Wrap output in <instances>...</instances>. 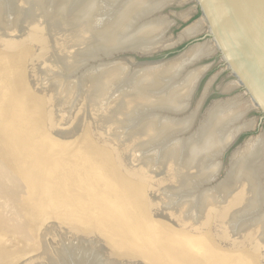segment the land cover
Instances as JSON below:
<instances>
[{
	"label": "bare ground",
	"instance_id": "1",
	"mask_svg": "<svg viewBox=\"0 0 264 264\" xmlns=\"http://www.w3.org/2000/svg\"><path fill=\"white\" fill-rule=\"evenodd\" d=\"M6 1L4 3V0H0V13L3 10L4 17H15L16 13L18 15L21 12L32 14L39 9L34 2H23L21 11L15 9L12 12L9 0ZM51 1L50 13L46 14H50L47 18H52L50 23L45 21L49 25H29V41L34 50L31 51L24 42L2 40V30L0 31V70L13 66L36 74L35 67L40 64L38 59L56 57L61 62H67V52L73 47L77 57L70 60L72 69L61 67L63 70H59L66 74L73 72V76L84 71L82 81L79 75L73 81L79 87L81 84L86 85V88L92 86L87 99L88 105L85 107L87 111H92L94 115L98 114L99 107L106 110L109 99L117 95L119 103L112 112L113 115L122 114L123 119L120 122H125L124 126L130 125L129 119L139 117L141 112L151 119L138 124L139 132L133 133L128 142L122 145L104 144L93 134H87L89 138L100 141V145L93 147L83 144L77 149L69 150L57 145L40 146V140L31 132L20 133L23 146L18 148L21 157L17 170L19 183L18 179L14 181L11 178L9 189L31 195L48 191L47 194L55 200L52 203L56 208H64L63 214L59 213L57 217L71 228L87 231L95 228L112 239H117V236L126 237L127 232H132L134 238L136 237L134 242L144 247V255L154 257L158 264L166 262L160 256L156 258L154 252L147 249L151 243L148 236H153L166 245V249L175 259L183 255L178 264H264V184L259 177L264 142L258 139L246 143L233 155L231 167L223 182L212 187L213 180L223 169L220 162L221 151L231 143L237 133L251 129L253 122L245 120L246 111L245 113L236 108L239 106L238 100L215 104L206 111L201 121L199 110L202 109L206 97L201 99L195 110L189 109L198 83L208 69L196 64L201 57L210 53L213 46L216 48L215 43L210 39L211 41L206 42L208 44L202 47L198 45L189 50L188 54L170 60L172 62L158 60L131 65L126 62V58L121 56L117 60L114 56L125 50L151 52L155 46L158 47L171 25L166 18L158 15L163 8L176 0ZM46 3L48 4L47 0ZM73 19L81 23H75ZM204 26L207 27V21L202 17L199 23L183 30L179 39L195 34L197 36ZM6 51L21 59L18 63H13L6 56ZM85 57L92 60L87 61L90 64L85 62ZM0 77L4 75L0 74ZM0 81L4 87L13 90L14 101L26 111L31 109L26 103L29 95L38 103L31 106L35 112H40L41 102L49 105L54 100L52 88L35 92L34 83L27 78L22 79L16 73L12 82H4L1 78ZM233 83L239 85L236 81ZM131 90L133 95L127 96L125 93ZM76 91L78 92L77 88ZM93 102L96 104L93 105ZM249 104L255 109L250 100ZM137 121L132 120L130 123L134 126ZM163 133L166 134L159 141L158 137ZM15 136L19 138L18 135ZM133 146H137L139 151L149 153L148 157L152 158L150 161L155 157L164 158L166 171L151 179L143 173L145 165L130 166L129 152L134 151ZM206 155V163L199 165ZM182 161L185 165L190 162L189 167L176 170L175 164L180 166ZM187 176L192 178L185 183ZM168 179L180 183L177 189L184 186L185 190L181 189L182 192L180 190L176 195L179 198L186 197L189 210L199 204L208 209L203 222L198 226L191 222L183 223L181 219L187 209L181 208L162 214L159 222L152 228L139 225L144 223L143 217H139L142 222L138 225L125 227V206L130 209L134 207L137 212L141 210L140 207L143 211L147 210L150 202L146 200L145 190L149 189L154 194L153 190L159 188V183L164 185V182H169ZM202 185L206 186L204 190H201ZM146 192L150 197L148 191ZM155 197L158 205L160 197L157 194ZM139 215L145 216L141 213ZM162 219L176 224L170 225ZM116 223L117 228L114 227ZM241 229L247 231L237 238L229 231ZM22 251L24 249L10 252L0 248V261L18 256ZM45 255L44 250L39 256ZM26 260L15 262L12 259L7 264H35L37 261L32 257ZM98 264H101L100 261Z\"/></svg>",
	"mask_w": 264,
	"mask_h": 264
},
{
	"label": "rangeland",
	"instance_id": "2",
	"mask_svg": "<svg viewBox=\"0 0 264 264\" xmlns=\"http://www.w3.org/2000/svg\"><path fill=\"white\" fill-rule=\"evenodd\" d=\"M171 5L169 4L166 8H164L158 16L166 18L169 22H172L173 25H170L168 31H166L165 36L162 40L163 42L160 43V45L155 48V50L151 54L145 56L141 54L134 55L130 53H121L115 55V59L118 60V58L122 56L126 58L127 61H125L128 63L130 62L129 64L131 65L135 62H155L158 60H167L169 62H172L170 60L174 58L178 59L181 56L188 54L190 52L189 50H192L198 45L202 47L204 44H208L206 42H209L211 38L207 35V27L205 26L202 30L198 32L197 36H195V34L189 38L179 39L183 30L190 26L196 25L200 22L202 18L201 12L196 6L195 1L176 0V2H173ZM190 9L192 11H190ZM185 13L187 14L184 15ZM37 21L40 22L41 20L38 19ZM1 25L5 26V21L4 23H1L0 26ZM4 33L7 38H19V33L17 29L14 28V26L8 28L6 27ZM25 42L27 41L25 40ZM164 45L167 47H165ZM29 47L31 50H34L32 45H29ZM212 49L209 51L210 53H207L203 57H201L196 64V66L200 65L198 67L205 66L209 70L207 69L204 72V75H202L196 88L194 99L191 102L189 109L195 110L199 102L202 101L201 99L205 96L206 98L202 105V109L199 110V121H201L206 111L209 108L213 107L215 104L224 103L227 100H238L239 106L237 105L238 107L236 108L244 112L246 111L247 113L245 112L246 116L244 117L245 120L253 122L252 128L248 129L247 132L242 134L236 141V143L225 153L224 157L220 159V162H222L223 170L221 174L216 177L215 180H213L211 185L213 187L218 186L223 182V178H225V173L227 174L229 169L230 159L246 143L254 142L258 139L264 142V118L258 110L250 106L249 98H247L248 96L245 94L243 88L239 85L236 86V84L233 83L235 79L230 74V71L226 69L223 61L221 60L219 52L216 50V48H214V46ZM74 51L75 50L72 47L71 50L67 52V59L69 60L67 62H61L59 59H56L54 57H49L46 60L38 59L37 62H39L40 60V64L38 66L36 65L35 67L36 74L30 73L28 70L23 71L24 76L34 83V89L37 92H44L49 90L50 88L54 90L52 92L55 101L53 100L49 104V107L47 109L49 114H52L53 123L49 127L52 132L49 134L47 133L46 135H40V137L48 139L50 143L52 142V146L57 145L58 147H65L69 150L77 149L82 144H88L93 147L99 146V143L96 140L91 139L89 137H82L80 133H76L74 135L68 134L66 137L64 135H59L63 134L64 132L71 131L77 126V123L80 120L81 115L83 114V110L85 109L89 95L88 92L90 91V87L86 88V85L82 86V84L81 87H79V85L76 86L74 83L75 79H78V75L80 76V80L82 81V72L84 71H82L76 76L72 75L73 72H69L66 74L64 71H62L63 68L61 67H65L66 69H72V63L70 62V60H73L77 57V53H74ZM14 56L16 57V55ZM79 58L81 57L79 56ZM85 59H87L85 61L86 63L87 61H92L87 57H85ZM77 66L78 63L75 69L77 68ZM60 68L62 69L61 71L59 70ZM228 83L230 86H228ZM231 84H233V86ZM76 88L78 92L76 91ZM118 100L119 98L117 97V95L114 96L112 99L110 98L108 101L109 107H107L106 110L105 108L102 109L101 107H99L98 112H100L98 114L101 117L105 118L108 115L110 116L113 113L112 111L114 106L119 103ZM245 105H247V107H245ZM57 113H60V115ZM140 114L143 115L144 112H141ZM120 115L122 116V114L119 113L116 117H112L110 119H107L106 121L105 129L107 133H110L108 134V138L110 140L115 141L117 137H119L120 140L125 141L133 135L131 133V129H133L135 126H133V124L131 123H129L130 125L124 126L125 122H120L123 119H121ZM66 117L71 118L68 119ZM30 124H32V126H36L33 122ZM89 131L94 136H97V132L94 131L92 127L89 128ZM55 135L63 138L57 139V137L55 138ZM61 142H63V144ZM154 151L156 152V150ZM141 152L139 150L131 152V165L136 166L144 163L146 164L148 162L150 170L149 174L154 175L160 169V164L157 161L161 158L157 159V157H155V159L150 161L152 158L150 159L148 157L149 153L145 154L146 152ZM260 179H262V183L264 184V161L263 168L260 173ZM178 187L179 185H175V188L174 186L172 188V185L170 187L165 185L161 186L159 191L162 194L159 191L157 193V195L160 197V203H158V206L161 210L165 211L172 210L174 208H183L184 210L187 209L186 213L188 214L185 215V220L193 223L194 220H196V216H198V206H192L193 208L191 207V209L189 210L188 202L185 200L186 197L179 198V196L176 195L177 193L174 192V189ZM191 187L194 191H196V188H194L193 186ZM202 187L203 188H201V190H204V188H206V186L204 185H202ZM22 203H24V200L17 197L14 191L9 189L8 181L4 180L0 175V248L2 251L4 250L10 252L15 251L17 249H24V251L18 254V256H13L4 260L1 259L0 264H7L12 261V259L15 262H17L18 260L27 261L26 259H28L29 257L37 259L35 264H98V257L100 261V257H103L102 254L104 252L102 250V242L100 243L102 235L97 234L93 230H89L86 232L82 229L78 230L76 228H71L59 219L55 218L45 222L42 225H38L37 228V225H34L33 222L34 218H30L27 215L26 207L22 205ZM156 222H158L157 219H154L152 225L157 224ZM162 246V244L159 245V247ZM43 249L45 250L46 255L45 257H40L39 255L44 251ZM143 252L144 250L138 252V254L143 256L144 258L146 256ZM154 252L158 253L159 251L156 248Z\"/></svg>",
	"mask_w": 264,
	"mask_h": 264
},
{
	"label": "water",
	"instance_id": "3",
	"mask_svg": "<svg viewBox=\"0 0 264 264\" xmlns=\"http://www.w3.org/2000/svg\"><path fill=\"white\" fill-rule=\"evenodd\" d=\"M194 1L196 3V6L199 8L201 12V16L204 17L207 21V35L215 43L216 50L219 52L221 56V60L223 61L226 69L230 71V74L234 77L235 81L239 84V86L243 88L250 102L254 104L255 109L258 110L262 114V117L264 118V0H194ZM9 2L11 4L10 8L12 12L15 11V9L18 11H21L25 2H31V3L34 2L36 6L39 8V9H36L35 12L33 11L32 14L21 12V14L18 13L19 15L18 16L16 13V16L14 15L15 17L13 16L4 17L5 13L3 12V10H1V13H0V22L4 23L5 21V26L7 28L14 26V28H16L19 33L18 34L19 38H7L4 33V30L6 27L1 25L0 31L2 30V34H1L2 40L8 41V42L14 41V40L19 41V42H24V44L30 49L29 45H31V43L29 41V37L31 35V30L29 29V27L34 24L37 26H42V25L44 26V23L49 25L45 21H49L50 23V19L52 18V17L47 18L50 16V14L48 15L46 14V13H50L52 1L47 0L48 4L46 3V0H43V1L9 0ZM4 3H7V1L4 0ZM48 7H49V10L47 9ZM11 11H9V13ZM152 16L154 17V15ZM38 19H40L41 21L38 22L37 21ZM66 20H69V19H66ZM70 21H72V19H70ZM73 21H75V23H81V22H76V20L74 19ZM171 25H172V22H171ZM25 40L27 42H25ZM162 42L163 41L161 40L160 43ZM155 47L153 48L151 52H141L138 50L137 51L125 50V51L120 52L119 54L130 53L134 55L141 54V55L146 56V55L151 54L155 50ZM5 54L13 63H18V60L21 59L19 58V56L16 55L15 57L14 56L15 54L7 52V51L5 52ZM151 62H154V61H145V63H151ZM140 63L142 62H135V64H140ZM23 71L25 70H23L22 68L21 69L14 68L13 66L12 68L10 67L5 68V70H0V74L4 75V77H0V78L4 82L6 81L7 83H9V82H12L11 80H13V77L16 73L17 76H20L22 77V79H24L26 77L24 76ZM2 84L3 82L0 81V175L2 176L4 180L8 181V184H9V181L11 178L14 181L18 179L17 170L20 166L18 162H19V158H21L18 153V148L23 146L22 138H20V133L31 132L32 134H34L36 139L40 140V143H39L41 144L40 146H44V147L52 146L51 143L48 141V139L40 137V135H46L47 133L49 134L52 132L49 127L52 125L53 120H52V114L51 113L49 114V112L47 111L49 107L48 104H45L44 102H41V103L39 102L40 112H35L34 109H32L33 107L31 106H35L38 103L34 99H32L30 95L28 97L25 95L27 97L26 98L27 106L31 108L29 109V111H26L23 106H19L14 101L13 96L15 95V93L13 92V90L9 89L8 87H4V85ZM91 87L89 88V90H91ZM27 92H29V90ZM125 94H127V96H132L133 92L131 90ZM94 104H96V102H93V105ZM87 105L88 104L86 103V106ZM85 109L83 110V114L81 115V118L77 123V126L71 131L64 132L63 134H59L60 136L64 135L66 137L68 134L74 135L76 133H80L82 137H85V138L87 136L90 137L89 135H91V132L89 131V128L92 127V129H94V131L97 132V136H95V138H98V140H101V142H103L104 144L122 145L128 142V139L131 136L125 141L120 140L119 137L117 136H116L117 139L115 141L110 140L108 138V133L105 129L106 121L107 119L116 117L117 115H113L112 113L110 116L108 115L105 118V117H101L99 114L93 115L92 111L90 110L87 111L88 109H86L85 111ZM150 119L151 117L149 118L146 115H141V114H139V117L137 118L132 117L131 120L129 119L128 123H130L132 120H138L137 124L134 125L135 127L131 129L133 131L131 133L132 134L138 133L139 132L138 128L140 126L138 124L147 122ZM32 122L36 126H32V124H30ZM237 123L238 122H236V124ZM247 131L248 130L241 131L240 133H237L235 135L231 143L223 151H221L222 152L221 159L224 157L225 153L236 143L239 137ZM165 134L163 133L158 137L160 139L159 141H161L164 138ZM15 135H18L19 138L17 139ZM55 136L59 139L63 138L57 135ZM98 145H100V143ZM133 147L135 151L137 149L136 148L137 146L136 147L133 146ZM213 149L214 148H212L211 151H213ZM131 152L132 151H130L129 154ZM130 156H129L128 164L130 166H135V165H131ZM164 160H165L164 158H161L159 160L158 162L160 164L159 171L160 170L161 171L155 173L154 175L149 174L150 170H149L148 162L146 164L144 163V164H140L136 166L140 167L142 165H145V171L143 173L145 176L152 179V178L158 177L161 173L166 171L167 166ZM207 160H208V157L206 155L201 159L199 165L202 166L203 163H206ZM263 161H264V157L261 159V162H260L261 164V167L259 170L260 173L263 168ZM231 163H232V158L230 159L229 168L231 167ZM147 164H148V167H146ZM189 164L190 162L187 165H185V163L182 161L180 162V166L175 164V168L176 170L177 169L184 170L187 167H189ZM225 176H226V173H225ZM259 177H260V174H259ZM191 178L192 177L187 176L186 181L184 178L185 183H187L188 180H190ZM168 180L169 182L166 181L163 183L165 186L170 187L172 185V188H173V185L180 184L179 182H176V180H172V179L171 180L168 179ZM18 183H19V179H18ZM164 185H161L159 183V188L156 187L155 190H153L155 191L154 194H151L149 192V189L145 190V193L147 196V197L145 196L146 200H148L150 204L147 210H144V211L140 207L143 213L141 210H138V212L135 211L134 207L133 209H130L129 206H125L126 212L124 214V217L126 220L125 224L127 225V226L125 225V227H133V226L138 225L140 222H142V220L139 217H143L144 223H140L139 225L144 224L143 226L152 228L154 219H157V221L159 222V220L162 217V214H165L168 212L170 213V212L181 209V208H176V209L174 208L172 210L165 211V210H161L160 207L156 204L157 202L155 201L154 198H156L155 196L158 193L160 187ZM181 189H184V186L179 189L177 188L174 189V192L179 193ZM11 190L14 191L17 197L24 200V203H22V205L26 207L27 215L30 218H34L33 222L37 226L42 225L45 222L52 220L54 218L57 219L58 218L57 216L59 215V213L63 214L64 208H56L57 206L53 204L55 200H53V198L49 194H47L48 191L44 193L38 192V193H34L33 195H31L29 193H22L20 191L13 190L12 188ZM146 191H148L150 197H148ZM132 200L134 201V198ZM207 210L208 209L205 208L203 205L201 204L198 205V209H197L198 216H196V220H194L195 223L194 222L192 223L194 226H198L201 222H203V220L208 214ZM140 213L144 214L145 216L139 215ZM187 214L188 213H185V215ZM185 215L182 217L181 221H183V223L190 222V221L185 220L186 219ZM62 218L64 220V215H62ZM137 220L138 222H136ZM163 221L169 223L170 225H172V223L176 224L175 222H171L170 220H167V219ZM181 221L179 220V224H181ZM166 225L169 226L168 224ZM114 227L117 228V223L114 224ZM252 227L254 226H251V228ZM92 230L96 232L97 234L102 235L101 233H99V230L95 228H93ZM85 231L87 232V230ZM229 231L231 232V235L234 238H237V237H240V235H244L247 230L241 229L235 232L232 230H229ZM126 235H127L126 237L117 236V239H112L109 236L104 235V234L102 235L100 239V243L102 242V248H103L102 250L104 252L102 254L103 257H100L101 264H150V263L158 264L157 262H155L156 259H154V257L152 258L149 257L150 258L149 259L146 256L143 258V256L138 254V252L145 250V249L142 245L134 242L136 237L134 238L132 232H127ZM147 239H149V242L151 240V243L149 244V247H147V249L150 252H154V250L157 248L160 253L154 252L155 257L156 256L162 257L163 260H165L166 264H178V260H182L181 257L183 255H179L178 257L180 258L177 257L175 259V256L169 250L166 249V245H163L161 241H158L156 238H153V236L152 237L148 236ZM160 244H162L163 246L159 247ZM98 262H99V259H98Z\"/></svg>",
	"mask_w": 264,
	"mask_h": 264
}]
</instances>
